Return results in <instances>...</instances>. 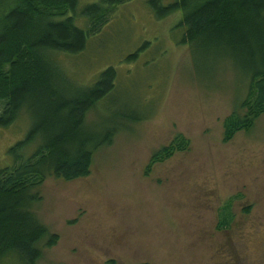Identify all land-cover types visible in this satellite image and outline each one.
Here are the masks:
<instances>
[{
  "label": "rangeland",
  "instance_id": "1",
  "mask_svg": "<svg viewBox=\"0 0 264 264\" xmlns=\"http://www.w3.org/2000/svg\"><path fill=\"white\" fill-rule=\"evenodd\" d=\"M95 1H78L77 26L86 28L80 10ZM113 11L81 53L57 59L78 85L116 69L114 89L86 116L89 127L118 112L128 118L94 152L88 176H49L34 189L40 199L31 211L58 235L39 264H264V114L222 141L223 119L245 97L248 78L229 59L181 43L180 12L157 18L146 0ZM29 127L21 112L0 128V167ZM176 134L188 149L148 169L151 154ZM229 200L232 220L219 229Z\"/></svg>",
  "mask_w": 264,
  "mask_h": 264
},
{
  "label": "trees",
  "instance_id": "2",
  "mask_svg": "<svg viewBox=\"0 0 264 264\" xmlns=\"http://www.w3.org/2000/svg\"><path fill=\"white\" fill-rule=\"evenodd\" d=\"M78 1L0 0V128L21 112L30 122L24 137L7 149L10 163L0 167V264H39L43 248L54 246L58 235L31 211L40 199L34 189L49 176L65 181L88 176L94 152L110 145L128 118L118 112L89 127L86 116L114 89L116 69L107 66L91 84L78 85L64 74L57 55L81 53L114 8L130 0L87 3L80 10L85 29L75 24ZM163 1L146 0L157 18L181 13V43L201 56L229 59L248 78L245 97L223 119L222 141L250 131L264 114V0ZM188 145L176 134L151 154L148 169ZM230 204L219 210V229L232 220Z\"/></svg>",
  "mask_w": 264,
  "mask_h": 264
}]
</instances>
